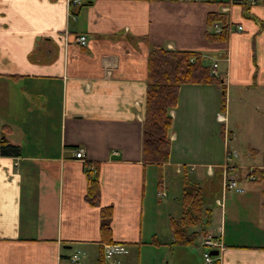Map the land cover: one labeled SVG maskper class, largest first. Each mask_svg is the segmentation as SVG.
I'll return each mask as SVG.
<instances>
[{
	"label": "crops",
	"instance_id": "crops-1",
	"mask_svg": "<svg viewBox=\"0 0 264 264\" xmlns=\"http://www.w3.org/2000/svg\"><path fill=\"white\" fill-rule=\"evenodd\" d=\"M248 1L0 0V137L17 147L0 154V264H110L100 207H110V240L121 247L115 264H202L190 257L208 233L221 242L217 264H264L263 188L247 195L256 206L248 235L226 217L222 191L223 170L242 169L226 165L228 142L235 149L243 141L251 153L264 146V104H225L230 92L264 102V0ZM212 14L225 19L223 41L208 37L221 30L207 24ZM154 48L216 64L224 88L221 110L220 86L179 87L161 164L141 152ZM86 169L96 174L97 204L85 199ZM172 176L175 196L161 202ZM183 179L199 187L207 209L203 235L189 246L172 244L169 218L181 206L177 217L157 207L180 205Z\"/></svg>",
	"mask_w": 264,
	"mask_h": 264
},
{
	"label": "trees",
	"instance_id": "trees-1",
	"mask_svg": "<svg viewBox=\"0 0 264 264\" xmlns=\"http://www.w3.org/2000/svg\"><path fill=\"white\" fill-rule=\"evenodd\" d=\"M218 23L221 30L216 35L208 34L209 39L223 41L226 37L225 19L220 14H212L207 24ZM222 79L210 73L209 67L190 52L152 49L146 59L145 104L142 127V160L147 163L161 164L167 161L169 138L167 135L171 117L169 110L177 101V92L181 85L214 84L221 88L220 109L224 105ZM0 154H17V147L6 144L0 137ZM90 164L85 163V166ZM251 181H264V170H251ZM87 188L85 199L91 204L98 202V186L94 169H86ZM264 195V188L262 189ZM181 212L177 219L169 218L172 244L189 246L194 244L198 233L195 227L205 224L207 209L203 207L199 187L183 179L179 196ZM264 208V199L262 201ZM110 207H100V234L106 243L110 240Z\"/></svg>",
	"mask_w": 264,
	"mask_h": 264
},
{
	"label": "rangeland",
	"instance_id": "rangeland-1",
	"mask_svg": "<svg viewBox=\"0 0 264 264\" xmlns=\"http://www.w3.org/2000/svg\"><path fill=\"white\" fill-rule=\"evenodd\" d=\"M260 96L262 97L263 95L260 94ZM261 97L257 99V97L254 96V98L253 97L250 99L246 98L247 100L245 99V101L242 100L241 102H238L237 101V94L230 92L229 97H227V95H226L225 104H227V102H228V104H264V102H261ZM229 125H232L231 114L229 115ZM238 136H240L239 133H238ZM240 138H242V136H240ZM261 139H262L261 136L260 137L259 136L258 137L253 136L254 141L258 140L257 142H259V140L261 141ZM258 146H259L258 147L259 151L256 153H251L248 151L247 146L244 144L243 141H240L237 144L235 149L232 147V144L230 145V143L228 142V147H229L228 150L235 153V157H232L231 160L238 161L239 164H241V166H242V169L234 172L233 174L229 172L233 177L245 178V176H251L254 178L253 174H251V170H253V169L264 170V167L248 168V166L251 164L264 165V146L261 144H259ZM175 177H176L175 178L176 180L178 179V181H180L179 176L176 175ZM175 179L173 176L171 177L170 185H168L169 190H167V196H166V198H162L160 200L161 202H164V199H168L171 196H175L174 193H175V190H177V189H175ZM251 180L241 179L239 181V187H241L243 189V191H244L243 193H234L232 191H227L225 194L226 201L224 202L225 203L224 208L226 211L225 212L226 217L230 218V219L237 220V224L234 225L235 226L234 229L236 231H241L242 232L241 234H244V235L255 233V231L252 229V226H253L252 223L254 222L253 218H256V216H254V211H256L255 210L256 206H255V201H254L255 199L253 197L247 198L248 197L247 195L249 193L250 194L253 193V192H251L252 187L254 188V190H256L258 192L261 190V187L264 188V181L263 180L262 181H256V182H260V183H256V184L254 183V185H253V182H250ZM175 203H176V209L173 208V205L169 208L166 205L164 206L163 203H161L160 206H157L162 217L164 215L167 216V214L173 215L175 217H177L179 215L180 205H179L178 201ZM194 229L198 233V236L201 234L203 235L202 231L204 230V224L198 225ZM228 229L229 228L226 226V231H228ZM258 230L259 231L262 230L263 231L262 233H264V223H262L260 225V228ZM192 250H193V252H192L190 259H201L202 264H204L203 259H202V252L207 250V248L202 247L198 244V245L194 246V248Z\"/></svg>",
	"mask_w": 264,
	"mask_h": 264
},
{
	"label": "built area",
	"instance_id": "built-area-1",
	"mask_svg": "<svg viewBox=\"0 0 264 264\" xmlns=\"http://www.w3.org/2000/svg\"><path fill=\"white\" fill-rule=\"evenodd\" d=\"M86 0H69V5L72 6H77L83 2H85ZM256 0H249L248 3H253ZM213 29L215 30V32H218L220 30V27L218 24H213L212 25ZM237 30H239V28H236ZM85 36H79L76 39L77 45L83 47L85 45ZM216 69V64H211L210 65V73L212 75H216L215 72ZM74 158L80 159L83 157V151L81 149H76L74 150L73 153ZM232 157H235V153L232 151H229L227 149V152L225 153V163L226 165H229ZM229 168V167H227ZM253 177L251 176H245V180H251ZM236 177H233L230 173H229V169L228 170H223L222 172V191H233V192H242L241 187H239L237 185V181H236ZM200 245L202 247L207 248V250L202 252V259H203V263L204 264H217V254L212 255L210 253V251L212 250H219L221 249V242L219 241V239L216 238L215 234L212 233H208L206 235H204L201 240H200ZM121 253V247L115 243H109V244H105L103 245V257L105 259L110 260V264H115V260H114V255H117ZM77 258L76 254L72 255L70 257L71 261H75Z\"/></svg>",
	"mask_w": 264,
	"mask_h": 264
},
{
	"label": "water",
	"instance_id": "water-1",
	"mask_svg": "<svg viewBox=\"0 0 264 264\" xmlns=\"http://www.w3.org/2000/svg\"><path fill=\"white\" fill-rule=\"evenodd\" d=\"M212 255H215L217 252L215 250L210 251Z\"/></svg>",
	"mask_w": 264,
	"mask_h": 264
}]
</instances>
